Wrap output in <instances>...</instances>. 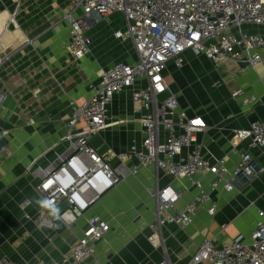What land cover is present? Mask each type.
Returning a JSON list of instances; mask_svg holds the SVG:
<instances>
[{"label": "crops", "instance_id": "crops-1", "mask_svg": "<svg viewBox=\"0 0 264 264\" xmlns=\"http://www.w3.org/2000/svg\"><path fill=\"white\" fill-rule=\"evenodd\" d=\"M6 2L0 0V50L8 55L1 71L7 100L0 110V258L17 264H37L40 259L60 262L70 256L89 218L105 219L112 229L88 264H154L165 256L173 264H188L204 238L222 245L238 235L251 234L258 210L264 208L263 173L243 179L242 185L229 192L223 183L214 186L215 175L199 174L196 178L203 181L218 210L211 216L206 206L200 207L187 229L164 226L163 246L153 240L156 230L151 227L156 218V188L172 183L181 193L180 206L192 200L198 189L192 179L173 180L155 166L142 168L138 176L104 195L72 228L64 224L59 210L54 217L39 207L36 201L43 199L35 190L36 170L49 166L68 147L72 104L93 95L102 70L119 60L132 62L136 53L131 39L115 36L119 29L126 31L119 13L89 30L91 49L77 59L67 48L70 27L64 20L72 0ZM248 27L264 34V27ZM165 76L170 91L178 96L180 111L206 122L207 128L199 134L206 158H223L232 171L241 153L249 151L258 166L264 167V150L250 148L248 141L235 137L237 129L264 122L263 63L241 71L237 62L223 60L216 66L204 54L188 51L184 66L170 63ZM237 90L243 93L234 95ZM131 92L114 97L108 126L91 139L113 165L116 153L128 149L133 140H142L141 118L134 112ZM43 216L48 225H40ZM224 223L227 227L222 230ZM125 248L128 252L119 255Z\"/></svg>", "mask_w": 264, "mask_h": 264}, {"label": "built area", "instance_id": "built-area-1", "mask_svg": "<svg viewBox=\"0 0 264 264\" xmlns=\"http://www.w3.org/2000/svg\"><path fill=\"white\" fill-rule=\"evenodd\" d=\"M113 13L124 16V30L115 36L131 39L136 58L119 60L102 70L93 95L73 103L67 122L68 147L46 168L36 170L35 190L43 200H51L59 217L72 228L101 198L126 181L138 176L142 168L157 167L173 180L192 179L198 192L180 206L181 193L172 183L158 186L154 241L163 246L161 229L176 224L191 227L200 207L214 216L218 203L205 189L199 174H213L214 186L223 183L233 191L264 174L249 151L242 152L234 170L220 158L211 161L203 153L199 134L207 128L197 116L180 111L177 94L170 91L165 76L170 63L180 68L188 51L204 54L216 66L223 60L241 64V71L264 64V34L245 30V26L264 27V0H72L64 20L69 24L67 48L82 59L93 40L89 30ZM8 55L0 50V110L7 95L2 91L1 71ZM131 90L135 113L142 123V140H133L129 148L115 154L113 165L92 144L94 135L108 126L114 97ZM237 90L234 95L242 94ZM252 100L255 97L252 96ZM238 141H248L250 148L264 150V122L237 129ZM50 211L49 209H46ZM50 222L43 216L40 225ZM227 224L221 225L225 230ZM105 219L89 218L82 235L71 246V254L62 261L37 264H88L97 256V245L111 231ZM264 264V208L258 210L255 228L249 236L238 235L219 245L214 238H204L188 264ZM0 264H17L7 257ZM154 264H173L167 256Z\"/></svg>", "mask_w": 264, "mask_h": 264}, {"label": "clouds", "instance_id": "clouds-1", "mask_svg": "<svg viewBox=\"0 0 264 264\" xmlns=\"http://www.w3.org/2000/svg\"><path fill=\"white\" fill-rule=\"evenodd\" d=\"M36 203L39 207L44 209H49L52 216H56L58 213V209L55 207L54 203L51 200H37Z\"/></svg>", "mask_w": 264, "mask_h": 264}, {"label": "rangeland", "instance_id": "rangeland-1", "mask_svg": "<svg viewBox=\"0 0 264 264\" xmlns=\"http://www.w3.org/2000/svg\"><path fill=\"white\" fill-rule=\"evenodd\" d=\"M6 1H7V0H4V2H6ZM6 3H7V2H6ZM7 7H10V6L7 5ZM3 12H4V11H2L1 13H3ZM5 12H7V11H5ZM12 20H13V19H12ZM8 25H9V24H8ZM7 27H8V26H7ZM254 27H255V26H254ZM248 28H249L248 26H245L244 29H245V30H248ZM6 30H7V29H6ZM249 31H250V30H249ZM250 32H252V31H250ZM155 209H156V208H155ZM19 241H20V240H19ZM22 241H23V240H22ZM125 249H126V248H125ZM125 252H128V250H127V249H126V250H123L122 252L119 253V255H120L121 253H124V254H125ZM131 252H132V251H131ZM123 258H124V257H123ZM124 259H125V258H124ZM112 262L114 263L115 261L113 260V261H111V263H112ZM137 264H139V263H137Z\"/></svg>", "mask_w": 264, "mask_h": 264}, {"label": "water", "instance_id": "water-1", "mask_svg": "<svg viewBox=\"0 0 264 264\" xmlns=\"http://www.w3.org/2000/svg\"><path fill=\"white\" fill-rule=\"evenodd\" d=\"M245 180H247V178H245Z\"/></svg>", "mask_w": 264, "mask_h": 264}]
</instances>
